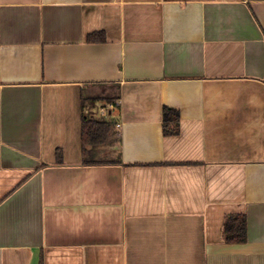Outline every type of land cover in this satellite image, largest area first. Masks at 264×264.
Segmentation results:
<instances>
[{"label": "crops", "instance_id": "obj_1", "mask_svg": "<svg viewBox=\"0 0 264 264\" xmlns=\"http://www.w3.org/2000/svg\"><path fill=\"white\" fill-rule=\"evenodd\" d=\"M0 264H264V0H0Z\"/></svg>", "mask_w": 264, "mask_h": 264}, {"label": "trees", "instance_id": "obj_2", "mask_svg": "<svg viewBox=\"0 0 264 264\" xmlns=\"http://www.w3.org/2000/svg\"><path fill=\"white\" fill-rule=\"evenodd\" d=\"M113 98H110L112 100ZM109 101V99H108ZM164 136H175L179 133V113L177 110L164 107L162 115ZM112 123L95 119L89 115H83L82 140H83V164L102 165L115 164L118 160H91L92 152L105 145L109 141ZM118 138H114L115 142ZM224 237L226 242L243 243L246 241L245 216H230L224 223Z\"/></svg>", "mask_w": 264, "mask_h": 264}, {"label": "built area", "instance_id": "obj_3", "mask_svg": "<svg viewBox=\"0 0 264 264\" xmlns=\"http://www.w3.org/2000/svg\"><path fill=\"white\" fill-rule=\"evenodd\" d=\"M114 106H115V103L108 104V106L100 109L101 110V113L103 114L107 109H109V108L112 109V108H114Z\"/></svg>", "mask_w": 264, "mask_h": 264}]
</instances>
